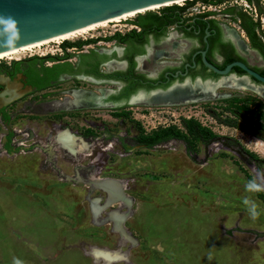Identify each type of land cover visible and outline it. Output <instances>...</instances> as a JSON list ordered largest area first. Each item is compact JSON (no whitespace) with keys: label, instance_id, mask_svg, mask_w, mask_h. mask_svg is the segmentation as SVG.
<instances>
[{"label":"rangeland","instance_id":"374dc122","mask_svg":"<svg viewBox=\"0 0 264 264\" xmlns=\"http://www.w3.org/2000/svg\"><path fill=\"white\" fill-rule=\"evenodd\" d=\"M195 1L202 5V0ZM222 1L226 2L210 10L206 6L205 12L213 13L217 20L246 36L236 14L245 12L260 22L257 32L264 41V11L260 13L256 4L246 0ZM260 3L264 10V0ZM137 16L68 40L126 32ZM109 45L100 46L111 48L115 44ZM58 47L59 42L53 41L0 62L42 58L41 53L52 55L50 52L66 57L67 52L60 55ZM78 51L71 55L73 62ZM243 55L252 66L264 68L258 50H247ZM161 59L147 56L141 62L154 72ZM41 61L52 63L51 59H38L36 63ZM22 80L20 74L7 83L11 98L17 96L12 95L14 91H26L19 90L18 81ZM83 86V81L62 82L45 95L29 92L7 105L1 104L8 113V122L0 121V146L6 139L3 135L8 131L10 135L5 140L7 153L0 148V264H14V260L19 264H94L87 253L90 248L117 249L121 235L111 229L113 218L103 224L95 221L91 200L99 198L104 205L103 216L107 217L109 209L129 207L128 195L135 198L133 213L128 216L120 210L116 212L122 214L132 235L121 246L129 251L130 263L114 264H264V192L245 190L249 180L264 177V135L255 131H264V97L252 89L220 87L218 93L224 97L178 104L138 102L128 106V115L114 112L115 108L60 104L71 97L70 88ZM183 118H195L215 136L202 139L185 128ZM48 120L53 122L50 130H46ZM25 124L30 129L20 127ZM64 124L79 130L80 136L93 134L88 141L79 137L91 145V152L95 147L99 153L98 161L88 164V178L80 176L81 171L78 173L68 161L91 152L73 154L50 140L52 134L67 130ZM168 126L183 131L185 139L169 138L151 146L140 142L143 135ZM91 141L99 144L94 146ZM133 154L135 161L131 160ZM123 166L127 168L120 174ZM90 174L104 182L119 178L114 180L124 182L121 194L111 196L104 184ZM83 189L90 190L89 201L79 196ZM245 197L258 206L260 215L256 220L249 217L242 203ZM76 203L81 208L77 209Z\"/></svg>","mask_w":264,"mask_h":264},{"label":"flooded vegetation","instance_id":"af4514ba","mask_svg":"<svg viewBox=\"0 0 264 264\" xmlns=\"http://www.w3.org/2000/svg\"><path fill=\"white\" fill-rule=\"evenodd\" d=\"M225 2L226 1H221L218 5ZM203 13H205V11ZM203 13L188 16L182 15L171 23H168L164 17L163 19H159L158 17L161 16V13H159L158 17L150 16L143 20L133 19L130 22L131 28L129 30L126 32L118 30V32L126 34L133 29L142 31L143 27L140 25V22L142 21L147 23V28H149L150 31L144 33L143 36L128 37V39L124 41H120L117 38L106 40L103 38L106 36H101V38L97 36L96 38H93L97 40L85 43L82 46H64L65 50H79L78 55L75 56L77 57L76 62H73L71 56L72 53L75 52L71 51L65 54L66 57L52 60V63H43L42 61L36 63V60H42L48 56L45 55L38 59L35 57L16 58V60H12L8 62V64H0V121H3L4 123L8 122V113L2 108L3 106L1 104L7 105L8 102L10 103L29 92L42 93L45 95L47 93L46 91H49V88L58 83L62 84V82L69 83L77 81L85 82L86 86L70 88L68 92L82 89L83 91L94 95L96 98H99L102 103L100 108H115L113 109L114 112L121 113L123 111L125 115H128V113L131 114L130 112H126L128 106H132L134 103L138 102L148 103L147 100L154 94H164V90H167L176 81L183 83L186 78H190L193 83L196 78H201L203 81H206L207 79L217 80L220 76L206 67L203 63L204 51L206 59L220 69L225 68L229 64H226V62L229 59H232V62L238 60L243 61L259 72L257 69L261 68L252 66L243 55L244 53H247L243 50L261 49L252 45L248 33L241 25V19L239 26L246 32V36L244 33L240 31L237 32L228 27L225 23L217 20L213 13L202 15ZM165 23H167V26H164ZM169 28L174 29V32H169ZM230 29L233 30L234 34L230 32ZM239 40L243 42L245 49L240 47ZM110 42H113V45L115 44L111 48H103L100 46L103 43L109 45ZM94 44L98 45V47H94ZM108 47H110V45ZM86 50L90 51L87 52ZM97 50L106 51L100 52ZM107 50L112 51L108 52ZM170 50H181L183 53H181L182 55L178 53V55ZM147 56H152L154 59L163 58L159 62H156L159 65V68H157L156 71L151 72L145 62H141L145 60ZM171 56L176 58L173 59ZM164 58L167 59L164 60ZM170 58L172 59L169 60ZM15 62L18 63L16 64ZM47 67H50V69ZM13 72L14 75H12ZM233 72L237 75L246 74L239 73V70H234V68ZM177 73L178 76L176 77L175 74ZM20 74L22 75L23 80L18 81L21 84L19 90L26 91L22 94L19 93L20 91H17L14 94V91L12 95L17 96L11 98L7 90L10 85L7 86V83L14 81ZM2 77H4L5 81L2 80ZM5 91L7 93H5ZM137 97H141V100L137 101ZM133 100H135V102H133ZM1 101L4 102L1 103ZM65 117L67 118V116ZM52 123L53 122L50 120L46 121L45 124L48 127L46 130L51 129ZM37 124L40 126L38 122ZM65 125L66 124H64V126ZM20 127L30 129L28 128L29 125L26 124ZM66 128L70 129L75 137H82L87 141L92 140L93 134H90L89 137L82 133L83 136H80L78 135L80 134L79 130H73L70 127ZM7 135H10L9 131L7 134L3 135V138H6V141ZM51 136L54 135L52 134ZM144 136L149 135H143L140 139V142L145 146L159 144L158 142L161 141L159 140L153 144H149L142 140ZM5 140L4 142L2 140L0 148H3L7 153L5 150ZM90 143L94 144V146L95 144H99V142L94 141H91ZM34 144L36 143L33 142L32 145ZM25 147L26 149L28 148V146ZM94 148L88 156L79 154V157H73L68 154L70 157H73L69 158L68 164L72 165L73 169L75 168L78 173L81 171L80 176H85V178H88V164H93L98 161L99 153H96ZM89 156L94 157L88 159ZM132 157L133 159L131 160L135 161L134 154ZM37 161L40 163V160ZM83 167L85 168L81 169ZM126 168L127 166H123L120 174H124ZM133 172H135V166H133ZM75 174L74 171L73 176H75ZM80 176L77 175L76 178H79ZM70 179L74 180L73 177H70ZM125 189H127V186ZM131 191L135 194V188ZM125 194H127L126 191ZM79 196L84 197L85 199L87 198L89 201L90 190L88 192V190L83 189ZM128 196L130 201L129 207L119 206L118 209L122 212L129 211L131 214L134 210L135 198L130 195ZM76 208H81V205L76 203ZM113 210L114 209H109L108 212ZM236 223L237 222L235 221V224ZM112 227L113 225H111V229Z\"/></svg>","mask_w":264,"mask_h":264},{"label":"water","instance_id":"95a60500","mask_svg":"<svg viewBox=\"0 0 264 264\" xmlns=\"http://www.w3.org/2000/svg\"><path fill=\"white\" fill-rule=\"evenodd\" d=\"M169 1L174 0H0V53L38 41L51 39L64 41L75 32ZM203 63L220 77L217 80L206 81L196 78L194 83L190 78H186L183 83L176 81L167 90L185 83L218 82L223 77L231 75L247 77L250 83L264 86V75L243 61H233L220 69L206 59L204 51ZM236 66L246 74L234 73L233 68ZM175 75L177 77L178 73ZM200 98L201 96H195L192 100ZM121 213L130 215L129 211ZM122 228L132 239L125 222L122 223ZM123 251L127 254V263H130L129 251Z\"/></svg>","mask_w":264,"mask_h":264},{"label":"bare ground","instance_id":"6f19581e","mask_svg":"<svg viewBox=\"0 0 264 264\" xmlns=\"http://www.w3.org/2000/svg\"><path fill=\"white\" fill-rule=\"evenodd\" d=\"M185 1L187 0H174V1L161 3L131 13L129 15L75 32L71 34L69 37H67L65 40L75 39L77 37L85 36L86 34H89L91 31L96 30L97 28L108 26L110 23L121 22L122 20L127 19L129 17H133L137 14H142L144 12L151 10H157L164 6H168L172 4H182ZM230 32L234 34L233 30L231 29ZM53 41L62 42L59 39H51V40H44V41H38L35 43L27 44L19 48H14L5 52H1L0 59L15 58L17 55L23 52L31 51L34 48L41 47ZM239 45L240 47L245 49V45L241 40H239ZM243 51L247 52V50H243ZM220 87H229L236 89H252L258 92L262 97H264V86L250 83L247 77H236L234 75H231L228 77H223L218 82H206V83L197 82L195 84L185 83V84L175 85L166 92H164V94H154L147 101L148 103L151 104H163V103L178 104V103H192L210 98L224 97V95L218 93V89ZM195 96H201V98L198 100H192V98ZM136 100L137 101L141 100V97H137ZM133 102H135V100H133ZM60 104L67 107H78V108L102 106V103L100 102L99 98H96L94 95L83 90H74L73 92H71V97H67ZM255 131L261 135H264V131L258 128H256ZM52 139L54 142L59 143L63 147H66L73 154H77V153L89 154L91 152V145L88 144V142L85 141L84 139L75 137L69 129L59 130L56 134H54V136L50 137V140ZM90 176L94 178V180L99 181L101 185L104 184L103 186L106 188L107 192L111 196L115 197L116 194H121V187L124 186L123 181H119V184L114 179L106 180L104 182L103 179H99L93 174H90ZM91 201L93 205L92 208H93V216L95 221L98 224H103L109 218H113L114 219L113 229L119 232L121 236L119 240V247L117 249L93 246L90 248V250L87 253L93 257V260H95L94 264H114L116 262H122V261L127 262V254L120 249V247L129 240L128 235L124 232L122 228V223L124 222L125 219L122 217L121 213H117L116 211L108 213L107 217L103 216L104 205L99 203V198L96 200L92 199Z\"/></svg>","mask_w":264,"mask_h":264},{"label":"trees","instance_id":"16d2710c","mask_svg":"<svg viewBox=\"0 0 264 264\" xmlns=\"http://www.w3.org/2000/svg\"><path fill=\"white\" fill-rule=\"evenodd\" d=\"M205 3H213V4H218L220 3L222 0H202ZM248 3H253L256 4V6H258V10L260 13H263V6L260 3V0H246ZM195 3V1H188L187 4L191 5ZM186 6H181L178 4H172V5H168V6H164L162 8H160L161 10L159 12H153L151 11H147L145 13L142 14H138V16L135 18V20H143L146 17H150V16H154V17H158L159 13H161V16L158 17L159 19H164L168 21V23H171L173 21H175L177 18L182 16V12L185 10ZM211 12H205L202 15H208ZM236 14L238 15L239 19H241V25L242 27L246 30V32L248 33L251 41H252V45L256 48H259L261 50H258L261 55L264 58V41L260 38L257 29L260 26V22L254 20L251 16H249L248 14H246L245 12L242 11H237ZM140 25L143 27L142 31H137L136 29H133L131 32L123 34L121 32H117L116 34L112 35V36H107L104 37V39L106 40H111V39H115L117 38L120 41H124L126 39H128V37H137V36H143L144 33L149 32V28H147V23L146 22H140ZM164 26H167V23H165ZM97 39H86V40H77V41H69L64 40L63 45L64 46H82L85 43L88 42H92L95 41ZM35 58L38 59V57L36 56ZM46 59H51V60H58L61 59L58 56H53V55H48L45 58H43L42 60H46ZM232 62V59H229L226 64ZM4 62H0V64H3ZM16 64L18 62H15ZM48 69H50V67H47ZM239 70V73H245L241 68L239 67H234V70ZM259 70V72L264 75V68L263 69H257ZM12 75H14V72L12 73ZM255 80V79H254ZM182 123L183 125L192 133H195L197 135H199L201 138L209 140L211 138H213L215 135L212 132L211 129L203 126L198 120H196L195 118H183L182 119ZM186 134L177 129L175 126H168L166 128H163L159 131L154 132L152 135L149 136H144L142 138L143 141L149 143V144H153L159 140L162 139H169V138H178V139H185Z\"/></svg>","mask_w":264,"mask_h":264},{"label":"clouds","instance_id":"9594fccd","mask_svg":"<svg viewBox=\"0 0 264 264\" xmlns=\"http://www.w3.org/2000/svg\"><path fill=\"white\" fill-rule=\"evenodd\" d=\"M245 190L250 193L264 192V177H258V178L249 180L245 184ZM242 203L246 207L249 217L252 220H256L260 215V213L257 210L258 206L256 202L250 200L248 197H245ZM14 264H19V262L14 260Z\"/></svg>","mask_w":264,"mask_h":264},{"label":"built area","instance_id":"2783aa9c","mask_svg":"<svg viewBox=\"0 0 264 264\" xmlns=\"http://www.w3.org/2000/svg\"><path fill=\"white\" fill-rule=\"evenodd\" d=\"M188 1H195V0H187V1L183 2L182 4H178V5H181V6H186L185 10L182 12V15L183 16L200 14V13H203L205 11L204 9L206 8V6H208V9L210 10V9H213L212 8L213 5H216V4H213V3H211V4H205L204 3L203 4V2H202V5H201V3L196 2V1H195V3L189 5V4H187ZM201 8H202V10H201ZM214 9H216V8H214ZM63 42L64 41L59 42V47L57 49V50H60V53H61L60 55H63L65 51L66 52L76 51V50H69V49L68 50H65L64 45H63ZM50 53L52 55H54V52H50ZM47 54L48 53H46V54L45 53H41L40 55L43 56V55H47Z\"/></svg>","mask_w":264,"mask_h":264}]
</instances>
